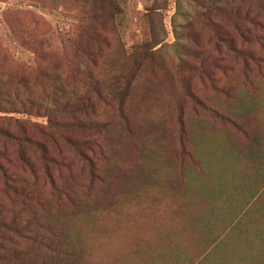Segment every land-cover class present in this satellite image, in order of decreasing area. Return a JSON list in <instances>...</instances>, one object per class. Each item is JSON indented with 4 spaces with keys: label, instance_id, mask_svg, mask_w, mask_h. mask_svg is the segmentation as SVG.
Instances as JSON below:
<instances>
[{
    "label": "rangeland",
    "instance_id": "374dc122",
    "mask_svg": "<svg viewBox=\"0 0 264 264\" xmlns=\"http://www.w3.org/2000/svg\"><path fill=\"white\" fill-rule=\"evenodd\" d=\"M75 1L0 0V80L30 75L31 83L27 87L33 92L60 88L67 93L75 89L87 92L89 69L99 81L101 90L109 95L110 81L120 75L121 70L132 67L134 59L143 55L150 60L143 61L137 83L146 91H156L166 105L169 102L167 107H174L173 96L175 92L181 94L179 86L184 81L199 89L205 84L208 95H220L209 88L208 78L201 79L197 74L203 69L202 65L213 71L217 88L224 83L231 85L234 89L232 94L243 98L254 96L260 81L264 84V78L257 75L256 79L255 71L248 74L249 79L255 81L253 86L243 83L241 59L238 61L231 47L264 56V0H257L253 12L256 24L242 21L241 30L229 21L227 15L234 13L233 10L242 14L245 11L243 0H224L214 5H208L209 0H117L121 13L115 24L112 25L108 20L104 22L109 30V47L97 58L94 68L86 63L84 57L81 64H76L70 47L64 52L57 47L61 29L68 34L64 37L67 41L68 37H74L69 34L73 29L75 31L80 25L86 24L80 20L84 17L81 12L85 9L78 8ZM84 7L92 9L87 10L92 14L99 15L93 9L95 4L88 3ZM217 8L221 11H217ZM213 26H219L232 34V39H229L231 45L225 43L227 37L221 31L216 33ZM245 28L246 31H252V34L246 35V40L242 35ZM196 52H201V55L194 57ZM215 63L218 67H230L227 77H224V70L215 67ZM73 64L78 69L77 74L71 72ZM194 66L198 70L192 73ZM44 71L52 73V81H45L42 76ZM58 73L68 84L54 80ZM75 79L81 83L73 85ZM19 90L25 92L24 87L20 86ZM199 94L203 97L201 91ZM35 95L40 99L38 93ZM185 101L180 102L182 108H186L187 112L196 111V107ZM114 104L117 102L114 101ZM0 106H5V103L0 101ZM98 107L99 120L106 122L110 119L113 123L109 129V135L113 137L111 141L120 139L121 145L125 147V125L116 109L101 105L100 102ZM162 107L157 105L153 114L159 116ZM55 120L70 121L71 117L56 116ZM44 121L20 114L0 113V131L42 139L35 124L45 125ZM46 130L52 132L48 128ZM59 143L62 145V142ZM4 147L13 161V165H7L8 168L34 184L29 170L20 159L18 145L0 136V151ZM229 147L222 139L211 140L205 144L204 150L210 154L209 151L214 148L226 150ZM22 152L29 162L42 169L35 150L22 149ZM244 152L245 156L240 159L244 160L243 164L251 177V182L249 176L247 178V189H250L249 184H254V198L258 196L253 201L245 193L236 196L235 193L223 191L221 196L213 199L217 201L215 205H212V200L206 207H197L195 200L192 204V199L190 202L189 196H184L183 208L178 209V203L175 206L178 210L172 212L164 203L139 206L115 198L116 207L111 209L95 206L87 211H79L65 203L63 222L67 223L73 242L81 249L88 264H264V154ZM67 155L75 168L73 176L64 181H68L70 187L77 188L87 180L88 172L73 153L68 152ZM207 159L210 161L212 158ZM101 167L107 169L108 163ZM111 170L116 171V167L113 166ZM223 172L226 179L232 181L227 182L229 187L234 183L233 180L241 179L245 173L234 164H226ZM192 183L196 187L200 181ZM3 184L4 180L0 177V189ZM38 188L43 193L49 192L48 184L43 181ZM206 202L207 197L203 192L196 203L203 205ZM77 203L80 204L79 201ZM239 206L244 213L238 209Z\"/></svg>",
    "mask_w": 264,
    "mask_h": 264
},
{
    "label": "trees",
    "instance_id": "16d2710c",
    "mask_svg": "<svg viewBox=\"0 0 264 264\" xmlns=\"http://www.w3.org/2000/svg\"><path fill=\"white\" fill-rule=\"evenodd\" d=\"M89 1L74 2L78 3V8L85 9L80 20L86 24L75 31L73 29L74 32L69 34L74 37H68L67 41L64 37L68 34L61 29L57 47L63 52L70 47L76 64L85 59L94 68L97 58L109 47V30L104 22L108 20L115 24L121 9L117 0ZM219 1L224 0H209L208 5ZM243 1L245 11L242 14L232 9L234 13L227 15L238 30H241L242 21L256 24L253 12L257 0ZM88 3L95 4L93 9L100 16L87 11L92 10L84 7ZM217 11H221L220 8ZM61 14L65 15V12ZM213 27L216 33L221 31L227 37L225 43H231L230 32L219 26ZM247 34H252V31L245 28L242 32L244 40ZM231 47L238 61L241 59L245 85L251 87L255 83L248 77L253 71L256 79L258 76L264 78V56ZM200 55L201 52H196L194 57ZM145 59L150 60L139 55L132 67L121 70V74L108 84L109 95L101 90L99 81L89 69L87 92L75 89L67 93L63 88L33 92L27 87L31 83L30 75L0 80V101L5 103V106H0L1 114H20L29 119L46 120L45 125L35 124L42 139L0 131V136L18 145L20 159L34 182L28 183L29 180L8 168L7 165H13V161L4 147L0 151V177L4 180L0 189V264H88L81 249L73 242L67 223L63 222L65 203L79 211L95 206L115 208L114 198L139 206L164 203L171 212L183 208L182 199L189 196L192 179L205 175L201 152L214 137L228 140L233 148L264 154V84L261 81L254 96L243 98L232 94L234 89L231 85L224 83L217 88L213 71L202 65L203 69L197 74L201 79L208 78L209 88L220 95H208L205 84L202 90L184 81L179 86L181 94L175 92L173 96L174 107H167L169 102L166 105L156 91H146L137 83ZM72 67L71 72L77 74L75 64ZM215 67L224 70V77L228 76L229 66L218 67L215 63ZM197 70L194 66L191 72ZM42 73L46 82L53 80L52 73ZM54 80L66 83L59 73ZM79 83V79L73 81V85ZM20 86L25 88V92L19 90ZM36 93L40 99L36 98ZM182 100L196 107V111L187 112L180 104ZM99 102L118 112L125 125V147L120 139L112 142L113 137L109 135L112 121L99 120ZM157 105L163 106L159 116L153 114ZM65 115L71 120H55L56 116ZM29 148L38 154L41 170L24 156L22 149ZM66 150L82 161L80 165L88 172L87 180L77 188L64 181L73 176L75 168ZM100 162L101 166L108 163V168L103 169ZM113 166L116 167V174L111 170ZM41 181L48 184V194L39 190ZM179 199L181 202H178ZM178 203L177 209L175 206ZM31 207L34 209L30 212Z\"/></svg>",
    "mask_w": 264,
    "mask_h": 264
},
{
    "label": "crops",
    "instance_id": "0c3cea01",
    "mask_svg": "<svg viewBox=\"0 0 264 264\" xmlns=\"http://www.w3.org/2000/svg\"><path fill=\"white\" fill-rule=\"evenodd\" d=\"M220 139L227 142L230 147L226 150L214 148L212 151H209L210 154H208V152H206L205 150L202 151L201 157L203 158V166H204L205 175L198 176L199 178L197 177L195 179H192V182L200 181L198 186L193 187L192 182L190 184L189 199H190V202L192 199V204H194V200H195V204L197 207H202L204 205L206 207L207 205L210 204V202L214 198L216 199V196H221L223 191L232 192V194L235 193L236 196L242 195L245 193L246 197L250 198L251 201L258 198V196L254 198V184L253 185L249 184L250 189H247L248 188L246 184L247 178L249 176V180L251 182V177L250 175H248L249 172L247 173L245 165L243 164L244 160L240 159L245 156V152H244L245 150L231 147L228 140L218 137V136L214 137L211 140L218 141ZM208 157H211L212 159L209 161L207 159ZM226 164L238 165L245 171V173L242 174L241 179L233 180L234 183L230 187L226 184L227 182L230 183L232 181H229L228 179H226V175L223 172L224 166ZM203 192H205V195L207 197V202L203 205H198L196 203V199ZM259 194H261V191L259 192ZM214 200H213L212 205H215V203L217 202ZM238 209L240 211L243 210L242 208H240V206ZM244 212L245 211L243 210V213Z\"/></svg>",
    "mask_w": 264,
    "mask_h": 264
}]
</instances>
